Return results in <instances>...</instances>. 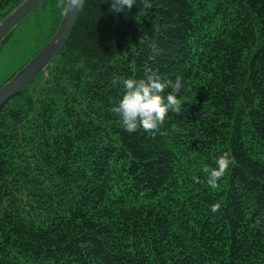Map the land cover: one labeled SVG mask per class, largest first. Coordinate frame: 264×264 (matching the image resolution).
Listing matches in <instances>:
<instances>
[{
	"label": "trees",
	"instance_id": "1",
	"mask_svg": "<svg viewBox=\"0 0 264 264\" xmlns=\"http://www.w3.org/2000/svg\"><path fill=\"white\" fill-rule=\"evenodd\" d=\"M23 1L0 0V22ZM42 4L55 34L68 0ZM109 9L77 8L59 54L0 106V264H264V0ZM147 69L182 77L186 103L128 133L111 81ZM225 152L213 190L201 169Z\"/></svg>",
	"mask_w": 264,
	"mask_h": 264
},
{
	"label": "clouds",
	"instance_id": "2",
	"mask_svg": "<svg viewBox=\"0 0 264 264\" xmlns=\"http://www.w3.org/2000/svg\"><path fill=\"white\" fill-rule=\"evenodd\" d=\"M86 0H71V4L82 9ZM110 4L109 11L121 13L131 11L137 0H105ZM64 0H60V6ZM154 47V46H153ZM150 59H155L152 55ZM113 86L121 85L124 89L122 98L111 108V112L119 116L123 129L128 133H134L143 129L147 133L158 132L169 118V113L180 114L186 100L178 96L181 89L185 87L182 77L177 76L175 81L164 80L151 69L146 70L145 78H123L113 77ZM171 91L165 94V89ZM215 166L203 165L202 172L206 175V183L213 190L221 188V181L235 164L231 153L220 154L214 161ZM199 183V179L196 180ZM222 207V202H215L210 205V211L215 214Z\"/></svg>",
	"mask_w": 264,
	"mask_h": 264
},
{
	"label": "water",
	"instance_id": "3",
	"mask_svg": "<svg viewBox=\"0 0 264 264\" xmlns=\"http://www.w3.org/2000/svg\"><path fill=\"white\" fill-rule=\"evenodd\" d=\"M45 0H24L0 22V42L27 15L36 10ZM77 8L68 0L63 21L50 39L22 68L0 87V106L22 86L36 78L59 54L75 20Z\"/></svg>",
	"mask_w": 264,
	"mask_h": 264
},
{
	"label": "rangeland",
	"instance_id": "4",
	"mask_svg": "<svg viewBox=\"0 0 264 264\" xmlns=\"http://www.w3.org/2000/svg\"><path fill=\"white\" fill-rule=\"evenodd\" d=\"M54 18L42 4L15 27L0 46V85L16 73L54 36Z\"/></svg>",
	"mask_w": 264,
	"mask_h": 264
}]
</instances>
